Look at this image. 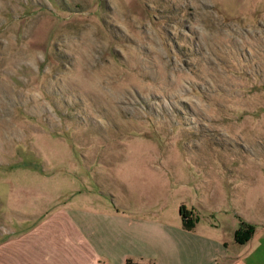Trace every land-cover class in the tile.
<instances>
[{
    "label": "rangeland",
    "instance_id": "obj_1",
    "mask_svg": "<svg viewBox=\"0 0 264 264\" xmlns=\"http://www.w3.org/2000/svg\"><path fill=\"white\" fill-rule=\"evenodd\" d=\"M258 173L264 0H0V206Z\"/></svg>",
    "mask_w": 264,
    "mask_h": 264
},
{
    "label": "crops",
    "instance_id": "obj_2",
    "mask_svg": "<svg viewBox=\"0 0 264 264\" xmlns=\"http://www.w3.org/2000/svg\"><path fill=\"white\" fill-rule=\"evenodd\" d=\"M172 178L178 188H131L124 201L84 189L47 207L1 204L0 264H264V173ZM241 220L254 229L237 242Z\"/></svg>",
    "mask_w": 264,
    "mask_h": 264
},
{
    "label": "trees",
    "instance_id": "obj_3",
    "mask_svg": "<svg viewBox=\"0 0 264 264\" xmlns=\"http://www.w3.org/2000/svg\"><path fill=\"white\" fill-rule=\"evenodd\" d=\"M179 213L181 216V219L185 224H188V221L191 220L192 216L187 212V210L184 208V206H181L179 209ZM254 226L251 223L240 221V224L235 231L234 237L235 241L237 242H244L245 239L250 237L251 233L253 232ZM125 264H143V263H137V262H131L127 261Z\"/></svg>",
    "mask_w": 264,
    "mask_h": 264
}]
</instances>
